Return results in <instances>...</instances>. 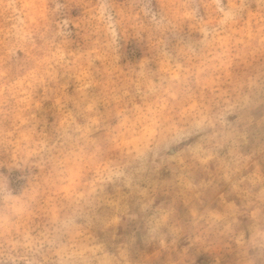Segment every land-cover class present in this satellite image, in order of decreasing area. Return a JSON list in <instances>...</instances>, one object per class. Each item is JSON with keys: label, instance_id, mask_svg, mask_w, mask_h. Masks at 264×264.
Returning <instances> with one entry per match:
<instances>
[{"label": "rangeland", "instance_id": "1", "mask_svg": "<svg viewBox=\"0 0 264 264\" xmlns=\"http://www.w3.org/2000/svg\"><path fill=\"white\" fill-rule=\"evenodd\" d=\"M209 5L0 0V264H264V0Z\"/></svg>", "mask_w": 264, "mask_h": 264}, {"label": "clouds", "instance_id": "2", "mask_svg": "<svg viewBox=\"0 0 264 264\" xmlns=\"http://www.w3.org/2000/svg\"><path fill=\"white\" fill-rule=\"evenodd\" d=\"M198 4H199V0H182V7L185 6V5H188V6H191V7H196V6H198ZM214 4H215V0H212V5H214ZM212 5H209V6H212ZM67 6L68 7H72L71 2H68L67 3ZM84 6L85 7H88L89 5L85 4ZM143 7L145 9H148L150 7V4L147 3V2H144L143 3ZM171 151L172 152H175L176 149L175 148H172ZM150 215H151L150 212L149 213H146V214H142V215L139 216V219L137 220L138 223H139V226H140V228L142 230L137 235V240L138 241H140V239L144 235L145 222H146V220L148 219V217ZM178 221L183 223V226H184V229H185V232L186 233L191 232V220L187 217V215L183 212V210L179 211L176 216H173L169 220V224H176ZM163 231L165 233L167 232V226H165V228L163 229Z\"/></svg>", "mask_w": 264, "mask_h": 264}]
</instances>
